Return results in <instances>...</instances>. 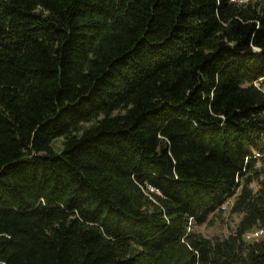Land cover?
Wrapping results in <instances>:
<instances>
[{
	"label": "trees",
	"instance_id": "obj_1",
	"mask_svg": "<svg viewBox=\"0 0 264 264\" xmlns=\"http://www.w3.org/2000/svg\"><path fill=\"white\" fill-rule=\"evenodd\" d=\"M262 81L264 0H0V264H264Z\"/></svg>",
	"mask_w": 264,
	"mask_h": 264
},
{
	"label": "rangeland",
	"instance_id": "obj_2",
	"mask_svg": "<svg viewBox=\"0 0 264 264\" xmlns=\"http://www.w3.org/2000/svg\"><path fill=\"white\" fill-rule=\"evenodd\" d=\"M260 84L264 86V81H262ZM252 185L254 189L257 188V183H253ZM232 202L233 199H230L228 202L225 203L224 209L220 213V215L210 216V219H212L213 221L212 223H204L199 226H194L193 230L200 232L201 234L208 237H223L228 235L239 219V215L231 212Z\"/></svg>",
	"mask_w": 264,
	"mask_h": 264
},
{
	"label": "built area",
	"instance_id": "obj_3",
	"mask_svg": "<svg viewBox=\"0 0 264 264\" xmlns=\"http://www.w3.org/2000/svg\"><path fill=\"white\" fill-rule=\"evenodd\" d=\"M262 234H264V230L258 229V230L247 233L246 237L250 239V238L259 237Z\"/></svg>",
	"mask_w": 264,
	"mask_h": 264
}]
</instances>
